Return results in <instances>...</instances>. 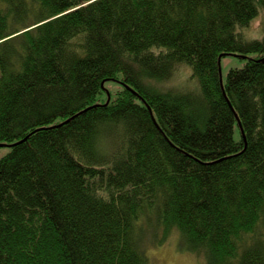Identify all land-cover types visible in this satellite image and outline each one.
<instances>
[{
	"label": "trees",
	"instance_id": "obj_1",
	"mask_svg": "<svg viewBox=\"0 0 264 264\" xmlns=\"http://www.w3.org/2000/svg\"><path fill=\"white\" fill-rule=\"evenodd\" d=\"M262 10L0 0V264H149L175 232L208 264H264ZM223 53L246 61L222 82Z\"/></svg>",
	"mask_w": 264,
	"mask_h": 264
},
{
	"label": "rangeland",
	"instance_id": "obj_2",
	"mask_svg": "<svg viewBox=\"0 0 264 264\" xmlns=\"http://www.w3.org/2000/svg\"><path fill=\"white\" fill-rule=\"evenodd\" d=\"M247 36L255 38L264 37V10L260 12V15L255 18L250 27L245 30ZM246 59L242 58L240 54H229L222 58L221 68L222 76L225 80L229 70L233 67H242L245 64ZM191 68H181L176 76L171 81L175 86H183L188 81ZM172 86V85H171ZM106 90L98 96V102H103L116 96L118 91L122 89L121 83L117 81H107L105 84ZM9 148L3 147L0 149V157L5 154ZM179 241V235L175 232L167 241L161 246H154L153 244L147 245V253L150 257L149 264H208L203 256H198L191 250L185 248L183 239ZM179 249V250H178Z\"/></svg>",
	"mask_w": 264,
	"mask_h": 264
},
{
	"label": "bare ground",
	"instance_id": "obj_3",
	"mask_svg": "<svg viewBox=\"0 0 264 264\" xmlns=\"http://www.w3.org/2000/svg\"><path fill=\"white\" fill-rule=\"evenodd\" d=\"M250 37V36H249ZM250 38H254V37H250ZM229 54H235V53H229ZM228 53H223V54H221L220 55V57H219V64H220V73H221V81L223 82V76H222V68H221V61H222V58L224 57V56H226V55H229ZM186 84V83H185ZM131 89L133 90V91H135L134 90V88H132L131 87ZM226 94V93H225ZM110 95L108 96V99H107V102H109L110 101Z\"/></svg>",
	"mask_w": 264,
	"mask_h": 264
},
{
	"label": "water",
	"instance_id": "obj_4",
	"mask_svg": "<svg viewBox=\"0 0 264 264\" xmlns=\"http://www.w3.org/2000/svg\"><path fill=\"white\" fill-rule=\"evenodd\" d=\"M241 125V124H240ZM5 145H7L6 143H2V144H0V147H2V146H5Z\"/></svg>",
	"mask_w": 264,
	"mask_h": 264
},
{
	"label": "snow or ice",
	"instance_id": "obj_5",
	"mask_svg": "<svg viewBox=\"0 0 264 264\" xmlns=\"http://www.w3.org/2000/svg\"><path fill=\"white\" fill-rule=\"evenodd\" d=\"M89 2H92V0H89ZM161 243H163V241H161Z\"/></svg>",
	"mask_w": 264,
	"mask_h": 264
}]
</instances>
